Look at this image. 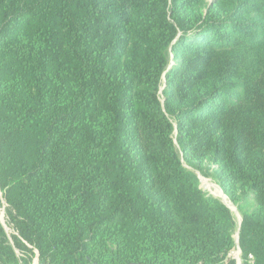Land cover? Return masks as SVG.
Returning <instances> with one entry per match:
<instances>
[{"label": "trees", "instance_id": "1", "mask_svg": "<svg viewBox=\"0 0 264 264\" xmlns=\"http://www.w3.org/2000/svg\"><path fill=\"white\" fill-rule=\"evenodd\" d=\"M0 192L2 264H264V0H0Z\"/></svg>", "mask_w": 264, "mask_h": 264}, {"label": "rangeland", "instance_id": "2", "mask_svg": "<svg viewBox=\"0 0 264 264\" xmlns=\"http://www.w3.org/2000/svg\"><path fill=\"white\" fill-rule=\"evenodd\" d=\"M205 1H207V2L210 3L212 0H205ZM170 64H171V63H170ZM170 64H169V65H170ZM161 89H162V87H161ZM161 89H160V91H159V95L162 97ZM161 100H162V99H161ZM183 164H184L186 167H188L189 169H192V170L195 171V173L197 174V177H198V179H199L200 187H202L203 189H205L206 191H208V192H209L211 195H213L214 197H217V198H218V199H219L224 205H226V206L230 209V211H231V213H232V215H233V217H234V219H235L237 225L239 226V223H238V222H239V220H240V218H241L239 211L237 210L236 206L230 201V199H228L229 197L227 198L226 195L224 194V192L221 191V188H220L219 185L214 181V179H213L212 177H210V176H206V175H204L203 173L200 172V170L195 169L194 166H191V165L187 164L186 162H184V160H183ZM202 180H205L206 182L209 183V185H212L213 187L219 189V190L221 191V194H222V195L224 196V198L226 199V201H223L222 199H220L219 196H216L215 194H213V192H212L210 189H207V188L203 185ZM4 206H5V204H4V200H3L2 195H1V192H0V222L3 224V226H4V228H5V230H6L7 234H8V236L10 237V235H11V234H14L15 231L12 230V227L7 226V225L5 224V222L3 223V220L5 219ZM4 224H5V225H4ZM235 235H236V233H235ZM19 252H20V251H19ZM19 252H18V253H19ZM20 254L23 255L24 257L26 256V258H28V259L30 260V263L33 264V259L35 258V257H34V254H33V255H31V254H27V255H26V254H23V253H20ZM231 254H232V256L235 258L236 263H238V262L240 263V262H241L240 252L238 251L237 248H236L235 250H233ZM34 264H36V260H35Z\"/></svg>", "mask_w": 264, "mask_h": 264}, {"label": "bare ground", "instance_id": "3", "mask_svg": "<svg viewBox=\"0 0 264 264\" xmlns=\"http://www.w3.org/2000/svg\"><path fill=\"white\" fill-rule=\"evenodd\" d=\"M202 183L207 189H210L213 192V194H215L216 196H219L220 199H222L223 201H226V199L221 194V191L219 189L213 187L212 185H209V183L206 182L205 180H202Z\"/></svg>", "mask_w": 264, "mask_h": 264}, {"label": "built area", "instance_id": "4", "mask_svg": "<svg viewBox=\"0 0 264 264\" xmlns=\"http://www.w3.org/2000/svg\"><path fill=\"white\" fill-rule=\"evenodd\" d=\"M5 222V224H6V221H5V219L3 220V223ZM4 224V225H5ZM7 225V224H6ZM8 226V225H7ZM11 227V226H10ZM12 230H13V228H12ZM237 249H238V247H237ZM15 252H16V254L18 255V256H23V255H21L20 253L21 252H19L18 250H15ZM19 252V253H18ZM34 259H33V264H34V262H35V260H36V263H37V251L34 249ZM249 259L252 261V256L251 255H249ZM0 264H2V263H0ZM237 264V263H236Z\"/></svg>", "mask_w": 264, "mask_h": 264}, {"label": "water", "instance_id": "5", "mask_svg": "<svg viewBox=\"0 0 264 264\" xmlns=\"http://www.w3.org/2000/svg\"><path fill=\"white\" fill-rule=\"evenodd\" d=\"M240 222H241V218H240V220H239V222H238L239 225H240ZM235 241H236V243H237V247H238V230H237L236 235H235ZM238 251L240 252L239 247H238ZM237 264H240V263L238 262Z\"/></svg>", "mask_w": 264, "mask_h": 264}, {"label": "crops", "instance_id": "6", "mask_svg": "<svg viewBox=\"0 0 264 264\" xmlns=\"http://www.w3.org/2000/svg\"><path fill=\"white\" fill-rule=\"evenodd\" d=\"M37 264V263H36Z\"/></svg>", "mask_w": 264, "mask_h": 264}]
</instances>
